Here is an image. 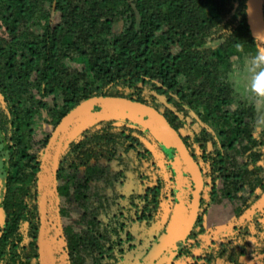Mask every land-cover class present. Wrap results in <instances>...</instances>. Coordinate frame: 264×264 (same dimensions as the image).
I'll list each match as a JSON object with an SVG mask.
<instances>
[{
	"label": "trees",
	"instance_id": "16d2710c",
	"mask_svg": "<svg viewBox=\"0 0 264 264\" xmlns=\"http://www.w3.org/2000/svg\"><path fill=\"white\" fill-rule=\"evenodd\" d=\"M259 10L257 22L248 0H0V264H42L52 239L54 264H125L178 196L142 128L102 119L71 136L97 102L154 115L181 143L189 216L163 264H264L261 216L241 222L264 197V124L237 74L264 51ZM132 178L143 190L123 193ZM220 206L233 235L208 243Z\"/></svg>",
	"mask_w": 264,
	"mask_h": 264
},
{
	"label": "rangeland",
	"instance_id": "374dc122",
	"mask_svg": "<svg viewBox=\"0 0 264 264\" xmlns=\"http://www.w3.org/2000/svg\"><path fill=\"white\" fill-rule=\"evenodd\" d=\"M241 81L238 85L240 93L249 99L255 101L259 108V118L257 120V128L260 130L264 124V98L255 97L250 87V80L252 78V70L249 66H246L243 70H238ZM237 75V76H238ZM102 119H114L117 123L122 124L127 122L134 127H140L143 131L147 132V136L142 135L148 146L153 151V155L157 158L158 165L162 168V174L168 178L169 170L167 165L171 164L175 173L179 176V186H177V197L169 196L162 201V210L159 213V220H157L147 232H145V239L143 242L138 243L137 251L134 254H130L128 258L132 261H128L125 264H163L170 257H163V253L173 248L174 241L180 235V228L184 225L188 219L189 213V199H186L185 190L191 191L186 175L187 168L184 167V161L181 156V143L176 145L172 142V139L176 141V137L170 135L165 127H163L157 118L153 116H145L143 113L136 110H130L122 106H107L104 103H92L85 111H81L74 118H71L69 124L72 125L71 136L78 135L83 129L97 123ZM172 136V137H171ZM179 147V148H178ZM181 151H180V150ZM195 182L198 181V177L194 176ZM189 187V188H188ZM185 189V190H184ZM143 187L139 182H136L135 178H132L130 182L124 185L123 193L131 194L133 191H141ZM187 191V192H188ZM188 196V195H187ZM50 206H53V198L50 199ZM239 202L235 203L237 206ZM80 209L75 205L71 208V214L74 218L78 216ZM231 213V214H230ZM255 214H259L261 221L264 224V197L261 199L256 208L248 210L241 218V222L245 223L253 218ZM205 226L207 233L205 240L210 243L212 240H219L222 236L233 235V220L234 217L230 211V207L224 208L222 206L212 208L208 210L205 215ZM65 222H71V218H65ZM162 232L159 238L153 239L154 235ZM55 241H46V250L42 252L41 262L42 264H54V251L52 244ZM207 243V244H208ZM206 245V244H205ZM52 247V248H51ZM59 250V249H58ZM200 251L197 250V252ZM144 254L143 260L138 259ZM163 257V258H162ZM142 261V263H141ZM169 264H184L183 262H170Z\"/></svg>",
	"mask_w": 264,
	"mask_h": 264
},
{
	"label": "clouds",
	"instance_id": "9594fccd",
	"mask_svg": "<svg viewBox=\"0 0 264 264\" xmlns=\"http://www.w3.org/2000/svg\"><path fill=\"white\" fill-rule=\"evenodd\" d=\"M248 59L251 60L256 71L252 75L250 80V87L252 92L261 95L264 94V51L258 52L255 56H251ZM229 81H236L238 76L232 71L227 74Z\"/></svg>",
	"mask_w": 264,
	"mask_h": 264
},
{
	"label": "water",
	"instance_id": "95a60500",
	"mask_svg": "<svg viewBox=\"0 0 264 264\" xmlns=\"http://www.w3.org/2000/svg\"><path fill=\"white\" fill-rule=\"evenodd\" d=\"M248 5H249V10L252 14L253 20L260 22V20H261L260 10H259L260 9V0H248ZM179 231L181 234L182 229H180Z\"/></svg>",
	"mask_w": 264,
	"mask_h": 264
}]
</instances>
